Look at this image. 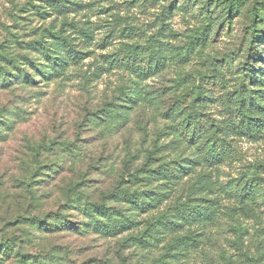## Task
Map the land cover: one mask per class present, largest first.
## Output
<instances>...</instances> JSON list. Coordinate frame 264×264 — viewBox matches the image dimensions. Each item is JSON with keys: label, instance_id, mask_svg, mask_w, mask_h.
Wrapping results in <instances>:
<instances>
[{"label": "rangeland", "instance_id": "1", "mask_svg": "<svg viewBox=\"0 0 264 264\" xmlns=\"http://www.w3.org/2000/svg\"><path fill=\"white\" fill-rule=\"evenodd\" d=\"M52 2L0 0V47L10 51L15 40L30 42L62 29L85 52L68 62L63 75L0 88V121L9 111L16 116L0 141V239L12 238L36 257L50 253L54 262L66 257V246L69 264L117 260L123 237L145 232L148 221L175 204L199 203L214 207L216 217L176 233L160 230L141 242L129 239L120 247L127 262L264 264V183L255 205L244 206L233 181L253 171L264 177V0H68L73 9L63 13L52 11ZM255 11L262 16L258 23ZM130 51L143 52L139 66L123 60ZM244 115L256 124L247 127ZM194 121L227 134L231 150L189 139L185 130ZM66 140L80 154L75 161L61 151ZM172 161L186 169L170 181L155 174L159 164ZM51 162L62 167L53 180L41 181L35 167ZM32 172L29 192L24 181ZM121 184L164 191L165 199L116 237L43 233L14 221L71 212L69 186L72 196L83 191L100 200ZM108 204L127 207L122 198ZM188 226L200 234L198 241L176 246L174 237Z\"/></svg>", "mask_w": 264, "mask_h": 264}, {"label": "trees", "instance_id": "2", "mask_svg": "<svg viewBox=\"0 0 264 264\" xmlns=\"http://www.w3.org/2000/svg\"><path fill=\"white\" fill-rule=\"evenodd\" d=\"M49 3V7L52 11L57 13H63L71 11L73 8H69V5L65 3L68 0H52ZM69 3H72L69 1ZM231 7L234 3H229ZM71 9V10H70ZM258 9V8H257ZM47 10H42V13H47ZM205 12L209 11V7L204 8ZM43 17V16H42ZM254 23H258L262 20V16L258 11L253 13ZM256 26L252 27V32H259L256 30ZM87 37H91L90 34L85 32ZM258 35H255L252 40V45L255 46ZM202 39V38H201ZM14 43V44H13ZM87 42H84L86 46ZM10 51H7L3 46L0 47V88L10 89L16 85H32L35 81H46L51 76L63 75L66 70V65L69 61L73 63L83 58L82 54L83 47L79 43L73 42V39L63 34V30H48V34L44 35L41 39L22 42L15 40ZM252 49V48H251ZM39 57V58H37ZM122 58L128 65L133 67L139 66L143 61V52H128L122 54ZM250 66V64L248 63ZM41 79V80H40ZM132 98L129 101L132 102ZM134 101V100H133ZM13 111H9L6 115L7 118L0 121V141L5 140L8 132L12 131L16 124V116L11 114ZM3 115V113H1ZM9 116V117H8ZM11 116V117H10ZM245 125L249 127L253 122L249 116L244 115ZM92 120V119H90ZM190 121V120H189ZM187 135L190 133L189 139H194L197 144H209L213 150L218 149L221 145L222 149L226 152L230 151L232 145L228 140L227 134L210 133L208 128L200 125L198 121H194L192 126L187 130ZM219 142L220 145H217ZM71 142H61V151L69 155L72 161H75L80 154H77L76 149L71 148ZM76 148V147H75ZM186 159V158H185ZM190 161L184 160L183 163L188 164ZM174 161L169 163H161L155 170V174H162L164 178L171 179L176 178L175 174L186 169V166L179 164L178 167L172 166ZM52 165V166H50ZM61 168L60 163L51 162L50 164H38L37 175L43 176L41 181L53 180L58 174V169ZM172 169H169V168ZM43 169H47L43 171ZM192 169V168H191ZM194 169V168H193ZM192 169V170H193ZM260 170V168H257ZM191 170V171H192ZM190 171V172H191ZM36 172V171H35ZM35 172L28 174L30 182L24 181L27 188L30 183L33 182V177L36 175ZM151 176V177H150ZM150 178L156 179L150 175ZM156 177V175H155ZM129 178L122 179L123 181ZM264 177L258 172L243 173L239 178L234 179L235 187H240V192L237 194L239 201L246 206L245 202L251 201L250 204L256 203L257 197L261 196L262 184ZM29 192V188L27 189ZM70 194L66 192L65 196H68L67 207H71L72 211L63 214L62 211H53L49 213H43L39 215L31 216H19L14 221L17 223L26 222L29 226L35 225L42 230L43 233H55L64 232V234L81 236L89 231H94L96 234L102 237H116L123 231L136 228L140 221L136 220V215L140 212H147L150 209L156 208L165 198L162 196L164 191L161 190H145L138 191V189L131 190L124 185H119L112 191L104 194L100 197V200L92 198L88 192L73 191L72 187L69 186ZM165 190V189H164ZM154 191L155 193H151ZM103 197V198H102ZM122 198L127 203V207L122 208L121 206L109 205V201ZM95 199V200H94ZM248 199V200H246ZM246 200V201H245ZM120 200H118L119 202ZM249 203V202H248ZM264 205V198L262 200ZM70 205V206H69ZM120 205V204H119ZM173 211L167 209L152 218V221L147 222L145 232H138L134 236H125L122 238L118 246V252L116 254L117 260H114L115 256L111 258L107 257H93L85 261L84 264H130L127 262L126 256L122 253V245L128 242L129 239H137L141 242V237L147 235L148 237L156 234L160 230H167L169 232H177L178 230L185 227V225L202 224L206 221H211L216 217V210L211 205L203 206L199 203H180L173 206ZM81 215H84L86 220L81 219ZM185 230V232L174 237V244L179 245H191L195 244L198 239L199 233L195 230ZM145 233V234H144ZM66 252V257L61 259L60 262L51 261L50 253L39 255L36 257L34 254L23 252V249L16 243L12 238L3 237L0 239V264H69L68 255H71V248L66 246L63 248ZM47 255V256H46ZM49 260L51 262H49ZM73 264V263H72ZM74 264H78L74 262Z\"/></svg>", "mask_w": 264, "mask_h": 264}]
</instances>
